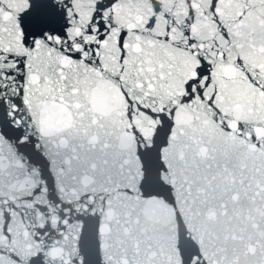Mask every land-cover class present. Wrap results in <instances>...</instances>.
I'll return each mask as SVG.
<instances>
[{"label": "snow or ice", "instance_id": "6c2138e0", "mask_svg": "<svg viewBox=\"0 0 264 264\" xmlns=\"http://www.w3.org/2000/svg\"><path fill=\"white\" fill-rule=\"evenodd\" d=\"M0 264H264V0H0Z\"/></svg>", "mask_w": 264, "mask_h": 264}]
</instances>
